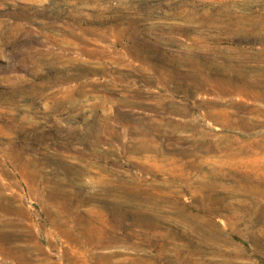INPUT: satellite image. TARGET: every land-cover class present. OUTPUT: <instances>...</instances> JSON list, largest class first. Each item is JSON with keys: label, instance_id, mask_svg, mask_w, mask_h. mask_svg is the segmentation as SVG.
Instances as JSON below:
<instances>
[{"label": "rangeland", "instance_id": "374dc122", "mask_svg": "<svg viewBox=\"0 0 264 264\" xmlns=\"http://www.w3.org/2000/svg\"><path fill=\"white\" fill-rule=\"evenodd\" d=\"M263 143L264 0H0V264H264Z\"/></svg>", "mask_w": 264, "mask_h": 264}, {"label": "bare ground", "instance_id": "6f19581e", "mask_svg": "<svg viewBox=\"0 0 264 264\" xmlns=\"http://www.w3.org/2000/svg\"><path fill=\"white\" fill-rule=\"evenodd\" d=\"M122 3L123 2H120V5ZM147 8H149V7H147ZM151 13L152 12L150 11V9L148 10V12L144 11V15L145 16L146 15H151ZM211 19H213V18L211 17ZM190 20L191 21L195 20V17L190 18ZM205 22H206V18L203 17L201 20H198L197 26L201 27L203 25V23H205ZM149 28H152V25H150ZM124 33H125V35L128 38L133 39V34L130 33V28L129 27H126L124 29ZM142 43H143V46L140 48V50H137L136 52H137V54H138L139 51H141L143 53L144 52L145 53L146 52L149 53L151 56L145 57V58H143V60L146 59V60H150L151 61L153 59V56H154L155 46H154V44L152 42L149 43L146 40H143ZM185 63H186L187 66H189V69L186 70L185 72L176 73L175 71L170 70V71H168L167 74L169 76H172L173 74H178L181 77L182 76H184V77L186 76V77H189V78L191 77V78H193V80L194 79L195 80L198 79L202 83L206 82V81H209L210 79H208V78L216 79V80H218L220 78H224L221 81L219 80L220 82H217L216 90L219 93L242 91V90H246V89H251V87L254 86L251 82L244 80L243 79V73L238 71V69H235L234 67L230 68L231 69L230 70L231 73H233L234 75H228L227 77H224V76H220L217 72H211L213 70L209 71L208 69H210V68H207V67L208 66L211 67V63L208 62V60H206V59L205 60H199V59H195V58H192V57H188ZM252 112H254V111H252ZM255 113L258 114V115L260 114L259 111H256ZM230 121H232V120L230 119ZM245 123L247 125H249V124H257L258 122L256 120H249V121H247ZM259 145H260L261 148H264V143L263 144H259ZM242 150L243 149L241 147L237 151V153L243 152ZM249 168L254 170V171L259 169L258 168V162H257L256 159H254L253 161L250 162ZM261 168H264V160H263ZM244 181L247 183V185H250V188H251L253 193L264 195V178L263 179H255L253 177V178H251L249 180V179H247L245 177ZM8 210L10 211L11 208H8ZM22 215H23V213H22ZM78 222L80 223V225L78 227H75V229H76V231L77 230L79 231L80 237L82 239H79L76 236H72L71 235V233H72L71 230H72L73 226H70L69 228H67L65 226V222H61L58 225L59 232L67 240L73 241L75 243V245L80 244V243H84V244L88 245L90 248H93V247H97V246L108 245V244L111 243L112 238H111V236L109 234H106V236L103 239L100 237L101 231L98 230V228H93L92 219H88L87 221H85V223H82L81 221H78ZM75 229L73 231H75ZM23 232L25 233L26 230H24ZM96 234H98V235L96 236ZM10 252H11V256L14 258L15 261H18L20 264H26V262H25L26 255H25V247L24 246L15 247V250H12ZM67 252H69V251H67ZM111 256L112 255L109 254V255H105L103 257H98L97 259H98V261H100V262H102L104 264H108L109 258ZM46 258H47L48 261L50 260L47 256H46ZM69 259H70V262H72L73 264H75V263L76 264H82V263L86 262V259L83 258V257L82 258H70L69 257ZM76 261H78V262H76ZM49 264H53V263L49 262ZM122 264H126V263H122Z\"/></svg>", "mask_w": 264, "mask_h": 264}]
</instances>
